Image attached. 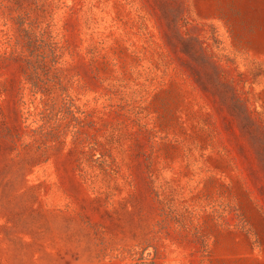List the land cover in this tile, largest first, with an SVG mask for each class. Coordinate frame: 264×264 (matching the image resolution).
<instances>
[{
    "label": "rangeland",
    "instance_id": "obj_1",
    "mask_svg": "<svg viewBox=\"0 0 264 264\" xmlns=\"http://www.w3.org/2000/svg\"><path fill=\"white\" fill-rule=\"evenodd\" d=\"M0 264H264V0H0Z\"/></svg>",
    "mask_w": 264,
    "mask_h": 264
}]
</instances>
